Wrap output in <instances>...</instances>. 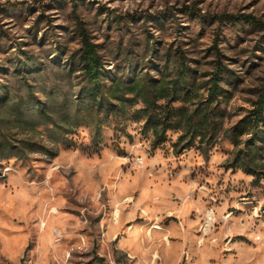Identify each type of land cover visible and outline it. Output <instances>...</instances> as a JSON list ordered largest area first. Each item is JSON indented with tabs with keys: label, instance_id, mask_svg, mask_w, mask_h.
<instances>
[{
	"label": "rangeland",
	"instance_id": "1",
	"mask_svg": "<svg viewBox=\"0 0 264 264\" xmlns=\"http://www.w3.org/2000/svg\"><path fill=\"white\" fill-rule=\"evenodd\" d=\"M74 2L110 78L170 79L182 53L204 96L220 31L225 128L264 86V29L214 17L264 23V0H0V264H264V180L229 139L156 144L141 103L89 115Z\"/></svg>",
	"mask_w": 264,
	"mask_h": 264
},
{
	"label": "trees",
	"instance_id": "2",
	"mask_svg": "<svg viewBox=\"0 0 264 264\" xmlns=\"http://www.w3.org/2000/svg\"><path fill=\"white\" fill-rule=\"evenodd\" d=\"M73 15L81 45L78 62L84 77L77 96L87 103L90 116L99 117L102 112L107 114L116 110L123 112L128 105L141 103L143 107L139 112L156 144L165 142L168 132L174 130L179 132L175 143L177 149L182 147L183 151L198 146L206 150L223 135L236 149L228 163L229 168L252 176L253 183L264 180V86L252 108L231 127L225 128L230 92L223 87V82L231 80V70L221 59L220 31H217L212 47L217 58L206 82V94L202 96L190 82L191 68L182 53L176 55L175 76L170 79H157L150 74L131 80L110 78L105 73L98 44L93 42L86 23L77 14V2H74ZM214 17L221 25L247 22L264 29V23L251 15Z\"/></svg>",
	"mask_w": 264,
	"mask_h": 264
},
{
	"label": "bare ground",
	"instance_id": "3",
	"mask_svg": "<svg viewBox=\"0 0 264 264\" xmlns=\"http://www.w3.org/2000/svg\"><path fill=\"white\" fill-rule=\"evenodd\" d=\"M118 213H119V210L116 211L117 216H118Z\"/></svg>",
	"mask_w": 264,
	"mask_h": 264
}]
</instances>
